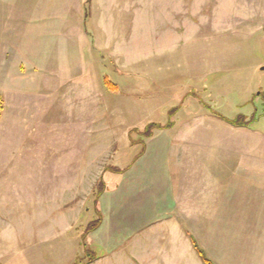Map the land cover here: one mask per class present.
I'll list each match as a JSON object with an SVG mask.
<instances>
[{"label":"rangeland","instance_id":"374dc122","mask_svg":"<svg viewBox=\"0 0 264 264\" xmlns=\"http://www.w3.org/2000/svg\"><path fill=\"white\" fill-rule=\"evenodd\" d=\"M79 4L0 0L23 12L0 28V264L103 257L97 182L137 160L147 126L221 116L264 135V0Z\"/></svg>","mask_w":264,"mask_h":264},{"label":"crops","instance_id":"0c3cea01","mask_svg":"<svg viewBox=\"0 0 264 264\" xmlns=\"http://www.w3.org/2000/svg\"><path fill=\"white\" fill-rule=\"evenodd\" d=\"M19 10H0V28L12 27ZM211 117L171 123L170 137L162 133L170 124L156 127L137 160L104 183L90 237L106 254L88 264H204L194 245L212 264H264L262 134ZM212 123L228 134L213 133Z\"/></svg>","mask_w":264,"mask_h":264},{"label":"trees","instance_id":"16d2710c","mask_svg":"<svg viewBox=\"0 0 264 264\" xmlns=\"http://www.w3.org/2000/svg\"><path fill=\"white\" fill-rule=\"evenodd\" d=\"M234 124L235 125H247V124H245V122H241V121H236V122H234ZM152 127H159V126H156V125H150V126H147V128H145V130H144V134H146V136H149L150 135V129L152 128ZM110 169V168H109ZM108 169V170H109ZM113 172H116V173H119V171H117V170H114ZM104 189H105V184L101 181V180H99V182H97V185H96V188H95V194H94V197L95 198H98L99 197V195L104 191ZM100 218L97 220V221H95V222H92L91 223V225L89 226V231L90 232H92V231H94L96 228H97V226L99 225V223H100ZM194 247H195V249H196V251H197V253H198V255H199V257L201 258V260H202V262L204 263V264H212L211 262H210V260H208L206 257H205V255H204V253L202 252V250H200L199 248H198V246H196V245H194ZM93 259H91L90 261H92Z\"/></svg>","mask_w":264,"mask_h":264}]
</instances>
